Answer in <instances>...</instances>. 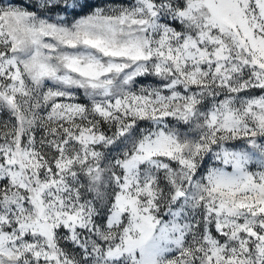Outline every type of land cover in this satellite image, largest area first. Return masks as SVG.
I'll return each mask as SVG.
<instances>
[{
    "label": "snow or ice",
    "instance_id": "6c2138e0",
    "mask_svg": "<svg viewBox=\"0 0 264 264\" xmlns=\"http://www.w3.org/2000/svg\"><path fill=\"white\" fill-rule=\"evenodd\" d=\"M0 264H264V0H0Z\"/></svg>",
    "mask_w": 264,
    "mask_h": 264
}]
</instances>
